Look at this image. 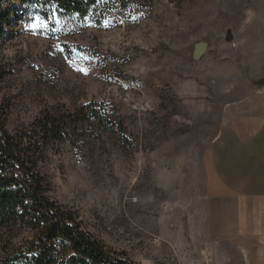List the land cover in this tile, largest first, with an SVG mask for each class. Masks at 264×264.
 Returning a JSON list of instances; mask_svg holds the SVG:
<instances>
[{
	"label": "rangeland",
	"instance_id": "1",
	"mask_svg": "<svg viewBox=\"0 0 264 264\" xmlns=\"http://www.w3.org/2000/svg\"><path fill=\"white\" fill-rule=\"evenodd\" d=\"M102 1L112 12L85 26L54 9L14 19L0 42L7 128L103 107L123 134L92 129L51 147L49 196L133 264H205L206 156L227 104L264 89V0Z\"/></svg>",
	"mask_w": 264,
	"mask_h": 264
},
{
	"label": "trees",
	"instance_id": "2",
	"mask_svg": "<svg viewBox=\"0 0 264 264\" xmlns=\"http://www.w3.org/2000/svg\"><path fill=\"white\" fill-rule=\"evenodd\" d=\"M9 1L0 0V42L12 40L14 19L22 21L30 12L49 19L47 10L54 9L84 26L112 12L102 0H19L6 9ZM7 75L1 67L0 82ZM92 129L123 134L118 118L96 105L74 115L45 111L29 128L12 134L0 107V264H133L128 253H118L88 233L78 213L49 196L40 170L51 147H75ZM20 231L28 236L18 241Z\"/></svg>",
	"mask_w": 264,
	"mask_h": 264
},
{
	"label": "crops",
	"instance_id": "3",
	"mask_svg": "<svg viewBox=\"0 0 264 264\" xmlns=\"http://www.w3.org/2000/svg\"><path fill=\"white\" fill-rule=\"evenodd\" d=\"M208 150L205 264H264V89L227 104Z\"/></svg>",
	"mask_w": 264,
	"mask_h": 264
},
{
	"label": "snow or ice",
	"instance_id": "4",
	"mask_svg": "<svg viewBox=\"0 0 264 264\" xmlns=\"http://www.w3.org/2000/svg\"><path fill=\"white\" fill-rule=\"evenodd\" d=\"M37 21H38V18H36ZM48 27V25L46 23H43V22H33L31 25H30V29L32 31H38V30H44ZM80 71H83L85 74H87V71L85 69H80Z\"/></svg>",
	"mask_w": 264,
	"mask_h": 264
},
{
	"label": "water",
	"instance_id": "5",
	"mask_svg": "<svg viewBox=\"0 0 264 264\" xmlns=\"http://www.w3.org/2000/svg\"><path fill=\"white\" fill-rule=\"evenodd\" d=\"M195 53H194V59L196 61L200 60L201 57L206 53V45L205 44H200V46H197L195 49Z\"/></svg>",
	"mask_w": 264,
	"mask_h": 264
}]
</instances>
